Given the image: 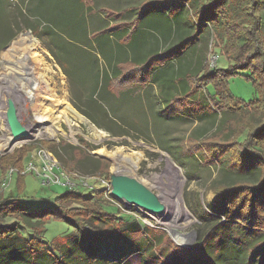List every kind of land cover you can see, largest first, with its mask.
<instances>
[{
  "label": "trees",
  "instance_id": "obj_1",
  "mask_svg": "<svg viewBox=\"0 0 264 264\" xmlns=\"http://www.w3.org/2000/svg\"><path fill=\"white\" fill-rule=\"evenodd\" d=\"M161 2L152 3L156 7ZM172 3L176 12L159 7L166 22L144 19L140 8L135 24L125 29L130 35L135 26H150L154 32L161 31V45L164 43L166 50L156 52L141 63H121L113 81L121 76L117 80L120 84L133 85L139 77V82L147 83L157 65L159 68L152 80L160 86L164 97L175 101L178 99L175 94L180 92L195 103V95L202 89L203 94L199 96L212 107V113L227 114L225 122L218 121L216 133L202 137L200 146L194 149L206 163H214L234 176L231 181L215 183L218 203L216 208L210 207V212L198 206L189 194V208L198 221L196 227L211 225V228L201 234L192 249L179 247L166 233L143 227L141 221L113 217V213L105 212L99 198L93 202V196L87 198L80 190L57 197L55 207L39 211L24 209L17 199L25 192L26 177L18 175L17 193L6 197L0 194V264H129L135 258L141 264H264V20L260 15L264 0H174ZM18 14L30 23L22 11ZM108 32L120 39L118 31ZM164 32H167L166 37ZM204 41L217 51L219 60L224 58L223 64L218 63L213 68L205 56L195 55ZM177 51H184L185 55L177 56ZM50 52L67 76L57 52L52 49ZM128 67H132L130 72ZM236 77L254 85L255 100L245 102L233 95L230 81ZM75 101L74 107L98 128L113 131L115 136L127 131L140 133L126 119L110 117L97 101H91L85 108ZM182 115L195 118L185 111ZM218 129L221 132H217ZM63 144L46 141L25 146L26 151L38 145L48 146L63 165L84 174L76 168L84 167L92 158L91 154ZM61 150L69 156L65 157ZM24 152L1 156L0 174H6L11 168L22 169ZM96 162L97 165L88 170L90 174L84 175L109 173L110 163L106 159ZM11 163L15 167L4 171ZM81 203L86 216L73 218L65 214L63 207ZM117 219L118 224L110 226L109 223ZM121 219L128 222L123 223ZM49 220L62 222L78 234H67L66 244L52 245L44 237ZM97 221L108 226L107 230L97 226V232L93 231L92 223Z\"/></svg>",
  "mask_w": 264,
  "mask_h": 264
},
{
  "label": "rangeland",
  "instance_id": "obj_2",
  "mask_svg": "<svg viewBox=\"0 0 264 264\" xmlns=\"http://www.w3.org/2000/svg\"><path fill=\"white\" fill-rule=\"evenodd\" d=\"M150 1H162L159 6L156 5L157 9L159 7L169 11L174 9L173 11L176 12L175 5L172 3L174 0H148L144 3H150ZM144 3L137 5L136 13H134L135 16L139 11L138 9ZM153 5L154 3H152ZM21 11L26 15V12L20 6L16 8V11H12L10 15H3L0 11V61L4 60V53L13 43L21 41L25 36H31L35 43L34 56L36 59L42 60V65L35 67V76L41 79L40 74H42V79L51 81L52 86L55 88V95L43 94L40 106L33 110L30 104L29 107L25 104L23 96H19L13 91L9 95L8 91L5 90L12 88V86L18 87L21 84H25L26 79L32 77V72H28V74L25 71L20 72L12 66H9V69L4 71L2 70V66H0V113H6L7 100L9 98L14 100L13 95H15L20 107L19 116L21 121L30 126L42 124L37 130L43 128V131L47 133V135L40 136L25 144L15 146L8 154L13 155L18 151H25L21 163L23 166L33 152V150L26 151V144L44 143L46 141L56 142L57 144L63 142L71 147H79L88 154H91L92 158L84 164V167L76 168L84 174H90L88 170L97 165V159H106L110 163L109 173L105 174L104 171L99 172L96 177L100 179L94 182L89 181L92 189L84 187L79 189L80 193L87 198L93 196L95 198L93 202L99 198L105 212L113 213V217H122L125 220L129 219L130 222L131 220L139 222L141 214L125 210L123 204L116 202L110 196H106L107 192L105 191H112L110 177L111 174L117 171V168L111 158L102 156L97 151L104 149L114 154H123L131 157L136 167H133L129 162H123L121 173L142 182L160 197L161 202L166 208L165 216L168 220L160 222L162 226L159 229H151L166 233L172 239V242L179 247L192 249L201 237V234L209 230L211 225L203 226L201 229L196 227L198 221L189 208V194H192L190 196L197 202V205L199 204L198 206L210 212V207L216 208L218 203V198L214 191L215 183L228 182L234 179L233 175L228 174L214 163H206L203 157L196 153L194 149L200 146L199 140L202 137L216 133L218 121L225 122L227 114L221 116L218 113H212V107L204 102L202 96H199V94H203L202 89L195 95V98H197L195 103L189 102L180 92L175 94L178 97L175 101L164 97L163 93L160 92V95H157L159 96L158 104L155 100V91L161 90L159 85L155 84L157 88L154 90L152 86H147L146 84L130 86V84L122 85L116 81L113 84L114 86H111V93L108 94L109 97L106 98L109 100L103 101L104 105L109 110L112 106L111 111L114 113V118H123L133 123L140 133L137 131H127L124 135L115 136L113 131L98 128L74 107V100L77 102L79 100L76 97L74 98V91L68 77L65 75L63 67L50 52V49L56 51L55 46L63 43L66 49H68L66 47L67 44L75 46L70 41L71 36L49 33V30L53 28L46 27L41 29L39 25H43L44 22L40 19L35 20L31 18L29 20L30 23L27 22V19L22 18L18 14ZM104 12L111 13L109 10ZM120 12L122 18L124 11ZM260 15L264 20V7ZM112 16L114 17L115 15L112 14ZM129 17H131V13H129L127 19ZM144 34H147V32L143 31V29L139 30V27H132V36ZM116 43L119 46L126 45L119 38L116 39ZM200 46L199 52L197 53L196 51L195 55L197 54L200 57L205 56V60L210 67L214 68L218 63L220 65L223 64L224 58L222 60L218 59L217 51L211 49V44L204 41ZM57 58L58 60L60 59L58 56ZM8 61L13 60L10 59ZM33 67L34 65H29L30 70ZM135 67L138 70L140 69V66L135 65ZM65 70L71 75L67 66ZM31 83L32 86L34 81ZM31 86H28L30 92H32ZM230 90L233 95L245 102L253 101L257 98L254 85L244 81L240 77L233 78L230 81ZM106 96L101 95L100 99H104ZM61 101L68 103L73 108L74 113L67 111L66 117L59 118L60 111L64 110V106L59 103ZM184 111L189 112L195 118L183 116L182 113ZM48 112H51L50 114L54 116L52 120L40 123L35 119L38 113L44 114ZM209 115L211 116L203 117ZM113 127L115 130H118V127ZM220 130L218 129L217 132H221ZM225 133H227V130ZM8 138H10V132L6 125V116L0 117V143L5 142ZM71 147L67 149L69 153L72 151ZM8 150L6 148L2 151L0 157L5 155V152ZM61 154H65V157L69 156L63 150H61ZM169 161L179 170L180 174L177 175L171 169ZM11 167H15V165L13 163L7 165L4 171ZM65 167L68 171H73L67 166ZM84 174L81 175L84 176ZM3 176L4 173L0 174V184ZM25 177V192L17 199L19 205L24 209L39 211L47 207H55V199L69 191L66 187H43L35 177L30 175ZM17 188V177H15L10 188L3 192L4 194L2 193L3 195L1 194V196L15 195ZM81 205L84 204H70L63 207V209L66 215H70L73 218H82L86 216V212ZM130 215L132 216L131 219L127 217ZM122 221L123 223L128 222ZM118 222L119 219L115 223L110 222L109 224L110 226H114ZM92 224L94 227L93 231L95 232L98 230L97 226L103 230H107L108 228V226H104L103 223H99L98 221ZM141 225L145 227L143 222H141ZM68 231L73 232L66 224L49 220L45 227L44 237L49 242L51 241L52 245L64 243L68 238ZM77 234L75 231L70 235L76 236ZM175 234L180 237L191 236V238L190 240H186L185 244H181L176 240L177 236ZM129 264L141 263L138 258H135Z\"/></svg>",
  "mask_w": 264,
  "mask_h": 264
},
{
  "label": "crops",
  "instance_id": "obj_3",
  "mask_svg": "<svg viewBox=\"0 0 264 264\" xmlns=\"http://www.w3.org/2000/svg\"><path fill=\"white\" fill-rule=\"evenodd\" d=\"M148 0H0V11L3 15H10L17 7H21L29 20L40 19L44 22L39 25L41 29L53 28L49 32L54 31L57 35L67 34L71 36V42L75 46L65 48L64 43L58 45L56 49L57 56L62 64L69 70L67 72L68 80L74 91L75 101L81 108H85L91 101H97L101 104L110 117L114 118V113L104 105L108 94L111 93V86L121 78L113 81L117 68L123 62L141 63L149 56L166 50L162 42V32H154L152 27H143L147 34L132 36L126 32V27L135 24L141 10L136 13L137 5ZM156 4V3H155ZM158 5V4H157ZM88 8H91L89 11ZM143 18L147 20L162 19L159 9L152 6V2L144 3ZM109 10L111 13H105ZM124 11L121 18V12ZM129 13L131 17L127 19ZM134 15H133V14ZM112 14L115 16L113 17ZM146 23V20L143 21ZM145 25V24H144ZM147 25V24H146ZM145 25V26H146ZM152 25V24H148ZM136 27V26H135ZM150 27V28H149ZM132 30V29H131ZM108 31H118L120 41L124 42L123 46L116 43L115 37ZM154 33L155 35L151 34ZM167 36V32H164ZM164 42V41H163ZM67 43V42H66ZM177 56H184V51H177ZM163 61V60H162ZM161 65V60L158 62ZM156 65L149 75V82H139V77L134 81L135 85L146 84L152 86L156 90V83H153L154 74L158 70ZM132 69L128 68V72ZM134 76H136L134 74ZM119 82V81H118ZM130 85V86H133ZM114 86V85H113ZM109 91V92H108ZM155 100L159 104V96L161 90H157ZM101 95H107L104 99H100ZM104 101V102H103ZM116 119V118H114ZM121 119V118H120ZM90 121V120H89ZM91 122V121H90ZM68 226V225H67ZM73 232L68 231V234ZM67 241V240H66ZM61 243L66 244L67 242Z\"/></svg>",
  "mask_w": 264,
  "mask_h": 264
},
{
  "label": "bare ground",
  "instance_id": "obj_4",
  "mask_svg": "<svg viewBox=\"0 0 264 264\" xmlns=\"http://www.w3.org/2000/svg\"><path fill=\"white\" fill-rule=\"evenodd\" d=\"M34 49H35L34 39L31 36H25L24 38H22L21 41L13 43L11 45V47L8 48L6 50V52L4 53V60L0 61V66H2V70H4V71H7L9 69V66H12L13 68L17 69L20 72L25 71L27 74H28V72H32V77H30V79H26L25 84H21L18 87L12 86V88H8L5 90L8 91L9 95L13 91L15 94H17L19 96H23L22 98H25V100H24L25 104L28 107L30 104L33 110L37 109V107L40 106V104H41L40 102H41V98L43 97V94L55 95V93H54L55 88L52 86L51 81L42 79V74H40L41 79H38L37 76H35V67L41 66L42 60L35 58V56H34L35 53L33 51ZM10 59H12L13 61H8ZM29 65H34V67L30 70ZM6 66H8V67H6ZM4 81H6V79H4ZM32 81H34V83L31 86ZM28 86L32 87L31 88L32 92H30L28 90ZM13 98H14V101L16 102L18 109H19L20 107L18 104V100H16L17 97L15 98V95H13ZM59 103H60V105L64 106V110L60 111V115L58 116L59 118H63L67 111L74 113L73 108L68 103H66L65 101H61ZM19 112H20V110H19ZM50 113L51 112L44 113V114L38 113L35 116V119L40 123H42L44 121L52 120L54 116ZM0 117H2V115H0ZM41 126H42V124H39L35 128H33V126H30L31 130H32V134L30 137L31 140L36 139V138L43 136V135H47V133L45 131H43V128L40 130H37ZM101 134H103V133H101ZM10 139H11V137L6 139V140L4 139L5 142L0 143V153L2 151H4L6 148H8V149L12 148V146L10 145ZM97 152L100 153V155H102V156H105L109 159L111 158L115 162V165H116L118 172H121L123 162H129L133 165V167H136L134 165L131 157L125 156L123 154H114V153L109 152V151L104 150V149H100ZM169 164H170L171 169L177 175L180 174L179 170L173 165V163L171 161H169ZM190 238H191V236H187V237L186 236H184V237L177 236L176 240L181 244H185L187 242L186 240H190Z\"/></svg>",
  "mask_w": 264,
  "mask_h": 264
},
{
  "label": "water",
  "instance_id": "obj_5",
  "mask_svg": "<svg viewBox=\"0 0 264 264\" xmlns=\"http://www.w3.org/2000/svg\"><path fill=\"white\" fill-rule=\"evenodd\" d=\"M6 125L10 132L11 149L5 154L11 152L15 146L25 144L30 139L32 130L29 125H23L19 117V109L13 99L7 100V110L5 113ZM36 126H33L35 128ZM32 128V129H33ZM111 196L124 205L125 210L139 213L145 218L155 219L166 222L165 206L160 197L147 188L142 182L134 177L116 171L111 174Z\"/></svg>",
  "mask_w": 264,
  "mask_h": 264
},
{
  "label": "built area",
  "instance_id": "obj_6",
  "mask_svg": "<svg viewBox=\"0 0 264 264\" xmlns=\"http://www.w3.org/2000/svg\"><path fill=\"white\" fill-rule=\"evenodd\" d=\"M18 175L33 176L43 187H66L69 191H79L84 187L92 189L89 181L100 179L98 174L85 177L76 171H68L59 159L47 148L38 145L27 159L22 169L11 168L4 174L0 184V194L7 191L13 180ZM111 185V183H110ZM81 186V187H80ZM107 197H111V191H105ZM109 193V194H108ZM113 199V198H112ZM130 213V212H129ZM140 221L148 228L159 229L162 226L161 221L145 218L141 216Z\"/></svg>",
  "mask_w": 264,
  "mask_h": 264
},
{
  "label": "flooded vegetation",
  "instance_id": "obj_7",
  "mask_svg": "<svg viewBox=\"0 0 264 264\" xmlns=\"http://www.w3.org/2000/svg\"><path fill=\"white\" fill-rule=\"evenodd\" d=\"M19 110H20V108H19ZM20 113V112H19ZM0 115H2V117H5V114H2V113H0ZM20 117V116H19ZM21 120V119H20ZM21 123L23 124V125H26V123H24L23 121H21ZM30 126V125H29Z\"/></svg>",
  "mask_w": 264,
  "mask_h": 264
}]
</instances>
